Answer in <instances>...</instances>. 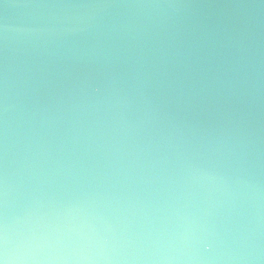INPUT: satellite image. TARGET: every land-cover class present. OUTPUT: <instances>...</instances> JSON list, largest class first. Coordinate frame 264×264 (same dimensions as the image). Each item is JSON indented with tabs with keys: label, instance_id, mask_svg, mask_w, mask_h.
I'll return each mask as SVG.
<instances>
[{
	"label": "water",
	"instance_id": "1",
	"mask_svg": "<svg viewBox=\"0 0 264 264\" xmlns=\"http://www.w3.org/2000/svg\"><path fill=\"white\" fill-rule=\"evenodd\" d=\"M4 264H264V0H0Z\"/></svg>",
	"mask_w": 264,
	"mask_h": 264
},
{
	"label": "snow or ice",
	"instance_id": "2",
	"mask_svg": "<svg viewBox=\"0 0 264 264\" xmlns=\"http://www.w3.org/2000/svg\"><path fill=\"white\" fill-rule=\"evenodd\" d=\"M0 264H4V261L3 260H0Z\"/></svg>",
	"mask_w": 264,
	"mask_h": 264
}]
</instances>
